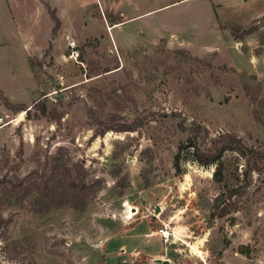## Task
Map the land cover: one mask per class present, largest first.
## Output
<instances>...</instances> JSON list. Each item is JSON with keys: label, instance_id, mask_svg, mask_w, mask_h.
Instances as JSON below:
<instances>
[{"label": "rangeland", "instance_id": "obj_1", "mask_svg": "<svg viewBox=\"0 0 264 264\" xmlns=\"http://www.w3.org/2000/svg\"><path fill=\"white\" fill-rule=\"evenodd\" d=\"M42 1L0 0V264H264V173L216 207L244 160L227 152L218 181L194 149L264 150V15L233 27L256 0L113 30L51 29Z\"/></svg>", "mask_w": 264, "mask_h": 264}, {"label": "crops", "instance_id": "obj_2", "mask_svg": "<svg viewBox=\"0 0 264 264\" xmlns=\"http://www.w3.org/2000/svg\"><path fill=\"white\" fill-rule=\"evenodd\" d=\"M40 3L41 10H44L46 14H49L50 8L55 13V20L49 16L51 25L50 28L57 27L59 29H86L88 25L86 23L94 24L96 19H99L103 25L107 22L109 29H124L128 26L131 29H149L147 25L152 23V19L148 18L147 21H141L158 11L159 9L169 7L183 0H172L165 2L157 6H147L145 9L137 8L138 5L143 3L139 0H43ZM42 1V2H43ZM239 4L242 5L240 2ZM247 5H254V8L250 9L241 8L240 14L237 15L238 21L235 20L239 25H248L249 23L257 20L259 17L264 15V0L244 2ZM49 12V13H48ZM254 12V13H253ZM43 16L45 13L42 12ZM97 14V15H95ZM96 16V17H95ZM53 21L55 24H53ZM136 21H141L140 24ZM59 22V23H57ZM154 23V22H153ZM48 28V27H46ZM137 34V33H136ZM133 37V35H132ZM136 37V36H135ZM144 37V36H140ZM153 38V37H152ZM158 38H167L165 36H155ZM169 38V37H168ZM258 58V57H256Z\"/></svg>", "mask_w": 264, "mask_h": 264}, {"label": "trees", "instance_id": "obj_3", "mask_svg": "<svg viewBox=\"0 0 264 264\" xmlns=\"http://www.w3.org/2000/svg\"><path fill=\"white\" fill-rule=\"evenodd\" d=\"M226 25H222L223 29H226ZM233 27H241L240 25L233 24ZM251 26L247 29H244L245 35H250L254 28ZM33 107L27 109V114H30V111ZM42 110L46 111V106H43ZM124 130H133L131 128H126ZM98 135H102L100 132L94 133L92 137H97ZM193 142H189L188 144L184 145L182 148L194 147ZM196 154V160L204 165L210 166L215 165L214 177L218 181H222L224 178V171H225V163L223 158L227 152H234L239 159H243L244 162L239 163L237 166L242 168L241 175L237 178L239 183L235 184L237 186L230 187L223 192L216 199V207H219L224 203L227 199H231L234 195L239 196L242 194L243 189L248 185V180L250 175L255 171L258 173H264V150L257 149L256 147L248 144L245 142L241 137H238L231 133H226L220 136L217 144L214 148L207 152L201 150L199 147L194 148ZM179 158V154L177 155V159ZM176 165L179 169V161H176ZM239 169V168H238ZM72 183V182H71ZM76 186H79L76 184ZM224 196V198L220 197ZM237 203H235V206ZM222 215H225V212H222Z\"/></svg>", "mask_w": 264, "mask_h": 264}, {"label": "built area", "instance_id": "obj_4", "mask_svg": "<svg viewBox=\"0 0 264 264\" xmlns=\"http://www.w3.org/2000/svg\"><path fill=\"white\" fill-rule=\"evenodd\" d=\"M69 45L72 48V51L70 53V57L77 59L80 55L79 50L76 48V42L75 40L69 41ZM3 116H0V122L3 123Z\"/></svg>", "mask_w": 264, "mask_h": 264}, {"label": "bare ground", "instance_id": "obj_5", "mask_svg": "<svg viewBox=\"0 0 264 264\" xmlns=\"http://www.w3.org/2000/svg\"><path fill=\"white\" fill-rule=\"evenodd\" d=\"M111 30H112V29H111ZM0 128H1V127H0ZM164 235H165V234H164ZM166 235H167V233H166ZM166 235H165V236H166Z\"/></svg>", "mask_w": 264, "mask_h": 264}]
</instances>
